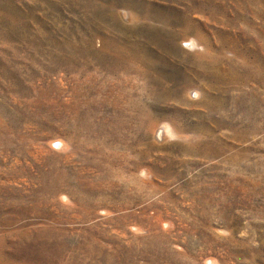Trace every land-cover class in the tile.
Returning a JSON list of instances; mask_svg holds the SVG:
<instances>
[{
    "label": "rangeland",
    "instance_id": "1",
    "mask_svg": "<svg viewBox=\"0 0 264 264\" xmlns=\"http://www.w3.org/2000/svg\"><path fill=\"white\" fill-rule=\"evenodd\" d=\"M0 264H264V0H0Z\"/></svg>",
    "mask_w": 264,
    "mask_h": 264
},
{
    "label": "bare ground",
    "instance_id": "2",
    "mask_svg": "<svg viewBox=\"0 0 264 264\" xmlns=\"http://www.w3.org/2000/svg\"><path fill=\"white\" fill-rule=\"evenodd\" d=\"M191 43H193V44H194V42H191ZM163 129H164V128H163ZM167 134H168V133H167ZM167 134H166V135H167ZM167 136L169 137L170 135H167ZM63 144H64V143H63Z\"/></svg>",
    "mask_w": 264,
    "mask_h": 264
}]
</instances>
